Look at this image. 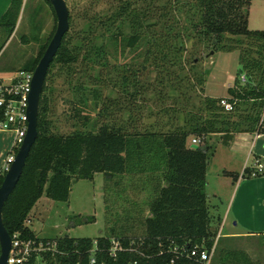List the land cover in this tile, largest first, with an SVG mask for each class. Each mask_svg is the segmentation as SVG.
Returning <instances> with one entry per match:
<instances>
[{
	"label": "trees",
	"instance_id": "trees-1",
	"mask_svg": "<svg viewBox=\"0 0 264 264\" xmlns=\"http://www.w3.org/2000/svg\"><path fill=\"white\" fill-rule=\"evenodd\" d=\"M43 1L56 23L49 0ZM250 3L251 0H119L110 13L86 10L82 15L84 29L71 40L66 39L68 32L65 34L49 66L39 101L37 138L2 209L3 224L10 237L46 241L38 239L25 224L37 201L45 196L67 202L73 182L92 181L96 174H102L109 192L123 201L128 202V190L135 195L144 193L141 203L147 216L137 219L142 222V234H117L116 228L121 229L117 227L119 215L110 212L109 233L94 239H54L56 252L43 255L44 264H201L189 257L190 250L197 247L209 252L214 248L215 252L219 241L211 229L205 193L207 165L213 154L207 138L222 135L227 141L236 133H264V31L248 29ZM22 5L23 0H11L0 19V35L4 36L0 51L15 30ZM68 22L70 27L69 17ZM53 33L22 71H34ZM185 38H197L214 52L239 51V69L226 98L204 96L206 74L193 71L194 61L189 71L192 73L183 76ZM106 40L130 50L145 43V56L153 58V83L140 84L136 72H132L131 81L123 74L121 85L131 88L127 92L126 118L112 116L108 121L104 107L96 116L102 122L92 123L89 129V118L83 117L82 130L66 135L52 132L48 120L50 101L45 96L52 66H70L82 57L106 67ZM242 76L243 84L239 80ZM153 85L160 87L158 92L153 89L160 108L148 116L162 118L146 124L142 113L148 99L144 97ZM92 97L96 102L100 100L96 91ZM222 99L233 105L231 112L223 110ZM78 116L75 110L73 117ZM192 138L199 141L198 149L189 147ZM247 173L223 175L235 182L240 177H251ZM4 175L0 173V185ZM130 204L131 210L122 206V212L127 214L123 217L134 221L132 213L142 209L135 200ZM89 221L94 220H84ZM112 242L118 244L114 252ZM218 253V264H251L249 256L236 248L220 249ZM29 264L38 261L32 258Z\"/></svg>",
	"mask_w": 264,
	"mask_h": 264
},
{
	"label": "rangeland",
	"instance_id": "rangeland-1",
	"mask_svg": "<svg viewBox=\"0 0 264 264\" xmlns=\"http://www.w3.org/2000/svg\"><path fill=\"white\" fill-rule=\"evenodd\" d=\"M64 1L71 21L66 39L71 40L75 38L77 32L84 29L82 15L86 10L90 9V13H110L119 0H94V3H91L93 0ZM54 25L56 23H54L52 11L43 0H23L15 30L0 51V77L7 80L13 76L8 73L20 71L29 64L51 32L55 31ZM248 29L264 31V1L251 0ZM23 37L27 40L25 44ZM3 41L4 36L1 34L0 44ZM105 46V56L108 60L106 67L86 62L82 60V57H79L78 62L70 66H61L56 63L52 66L45 91V96L50 101L48 120L52 132L66 135L82 130L84 123L81 118L83 117L89 118L87 123V129H89L92 123L102 122L103 119H98L96 116L104 107L107 108L108 121L112 116L126 118L125 108L129 98L127 92H131V88L121 85L123 74L128 76L131 81L132 72H136L140 84L148 86L153 83L155 78L153 58L145 56L147 49L145 43H141L131 50L120 47L110 40H106ZM184 48L182 55V62L185 66L183 76L192 73L189 71L194 61L196 67L193 71L198 75L206 74L205 95L214 98L228 96L227 89L233 86V80L239 69V51L214 52L210 46L197 38L191 40L185 38ZM146 59L148 61H145ZM176 70L174 68V71ZM239 80L241 84L244 83L241 78ZM153 89L158 92L160 87L153 85V87L147 88L148 92L144 98L148 101L145 103L142 113L146 124L162 118L161 116L158 118L148 116L149 112H157L160 108L153 98ZM93 91L99 94L98 102L93 100ZM200 96L202 95L200 94ZM82 100H84V104L81 103ZM75 110L79 111L78 117H73ZM217 146L218 142L212 144L213 154L218 148ZM213 154L209 157L210 164L205 193L208 195L207 203L210 215L220 216L222 219L224 212L222 204L219 199L211 196L225 191L217 184L220 176L217 172L219 164L216 159L212 158ZM107 186L104 176L96 174L92 181L73 182L67 202L53 201L42 196L34 205L25 224L34 231L39 239L54 240L64 236L94 239L109 233L108 226L110 224L107 226V216L112 212L119 215L117 227L121 226V229L116 228L117 234L130 237L140 236L143 226L142 222L137 219L147 216L146 207L141 203L145 199L144 193L135 195L131 190H128L126 197L128 202H126L112 195ZM221 195L225 196L224 193ZM133 200L138 202V209H142L143 213L141 211L132 213L136 218L134 221L125 220L124 217L127 214L122 212V206L131 210L130 202ZM91 218H93V222H84ZM222 226L221 222L215 224L216 240L219 241L218 247L224 245L225 247L245 248L260 264H264V237H252L234 243L222 238L228 231L226 227Z\"/></svg>",
	"mask_w": 264,
	"mask_h": 264
},
{
	"label": "crops",
	"instance_id": "crops-1",
	"mask_svg": "<svg viewBox=\"0 0 264 264\" xmlns=\"http://www.w3.org/2000/svg\"><path fill=\"white\" fill-rule=\"evenodd\" d=\"M10 3L11 0H0V19L9 8ZM8 74L11 76L14 72ZM0 80H4V78L0 77ZM204 96H206L205 91ZM225 97L227 96L215 98ZM13 138V134L10 132H0V173L3 172L7 157L12 153ZM224 139L225 137L222 135H211L207 138L209 146L218 142V148L212 158L216 159L219 164L217 172L220 176L217 184L225 190L219 193L220 195H211L220 200L224 209L222 219L220 216L210 215L211 229L215 231L216 222L217 224L223 223L222 227H226L228 231L222 238L234 243L252 237H264V133H236L227 141ZM209 164L210 162L207 165L206 179ZM258 164L262 165L263 173L254 177H240L234 182L232 178L223 175V172H231L241 176L245 171L251 174L256 172ZM222 193H224V197H222ZM206 196L208 197V195ZM216 245L217 248L211 259V263L214 262V264H218L220 249H233L224 245L220 247L218 244ZM236 249L245 252L249 256L251 264H260L247 249Z\"/></svg>",
	"mask_w": 264,
	"mask_h": 264
},
{
	"label": "built area",
	"instance_id": "built-area-1",
	"mask_svg": "<svg viewBox=\"0 0 264 264\" xmlns=\"http://www.w3.org/2000/svg\"><path fill=\"white\" fill-rule=\"evenodd\" d=\"M33 72L17 71L7 80H0V110L2 118L0 119V132H10L13 134V149L17 150L23 143L27 130L26 109L28 106V97L31 89V80ZM241 80L245 82L244 76ZM220 105L227 113L233 110V105L225 99L220 101ZM264 120V110L261 121ZM199 141L195 138L190 140V145H198ZM16 152L7 157L3 172L5 173L10 164L13 162ZM263 173L262 165L258 164L256 172L250 174L254 177ZM113 252L118 244L112 242ZM56 252V243L53 240L34 241L20 240L17 235L11 237V249L8 254L7 264H29L32 258L42 262V256L46 254H54ZM214 254V248L209 252L204 249L193 248L189 252V257L194 258L201 264H210ZM173 264V261H171Z\"/></svg>",
	"mask_w": 264,
	"mask_h": 264
},
{
	"label": "water",
	"instance_id": "water-1",
	"mask_svg": "<svg viewBox=\"0 0 264 264\" xmlns=\"http://www.w3.org/2000/svg\"><path fill=\"white\" fill-rule=\"evenodd\" d=\"M56 18V28L42 57L36 65L28 97L26 109L27 130L23 143L17 150L13 162L5 172L0 185V264H7L8 254L11 249V237L3 224L2 209L8 197L17 185L26 159L37 138V118L39 112V101L42 94L45 78L50 64L61 46L62 39L69 31L68 9L64 0H49ZM191 149H198V145H190Z\"/></svg>",
	"mask_w": 264,
	"mask_h": 264
}]
</instances>
